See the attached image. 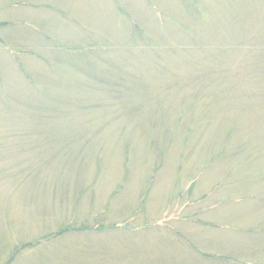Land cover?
<instances>
[{
    "label": "rangeland",
    "instance_id": "1",
    "mask_svg": "<svg viewBox=\"0 0 264 264\" xmlns=\"http://www.w3.org/2000/svg\"><path fill=\"white\" fill-rule=\"evenodd\" d=\"M0 264H264V0H0Z\"/></svg>",
    "mask_w": 264,
    "mask_h": 264
}]
</instances>
